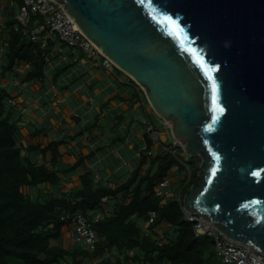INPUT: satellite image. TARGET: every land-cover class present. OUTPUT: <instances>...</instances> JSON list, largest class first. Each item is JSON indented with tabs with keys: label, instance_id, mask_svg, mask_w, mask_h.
<instances>
[{
	"label": "water",
	"instance_id": "water-1",
	"mask_svg": "<svg viewBox=\"0 0 264 264\" xmlns=\"http://www.w3.org/2000/svg\"><path fill=\"white\" fill-rule=\"evenodd\" d=\"M56 1L205 158L185 211L264 262V0Z\"/></svg>",
	"mask_w": 264,
	"mask_h": 264
},
{
	"label": "trees",
	"instance_id": "trees-1",
	"mask_svg": "<svg viewBox=\"0 0 264 264\" xmlns=\"http://www.w3.org/2000/svg\"><path fill=\"white\" fill-rule=\"evenodd\" d=\"M22 2L10 0L7 9L12 10L15 6L17 10ZM16 10L8 13L5 24L8 32L5 70H14L25 62L29 68L21 73V82L44 80L49 75L47 68L52 57L48 59L47 55L52 47L49 50L43 48L39 40L31 39L24 32L23 24L15 16ZM36 15L33 13L32 19ZM15 23H19L18 29H15ZM80 59L57 61L51 72L53 82L71 71ZM10 91L7 84L0 82V264H64L65 261L83 264L87 256L99 257L101 264H225L217 253L213 237L196 234L194 222L186 218L182 209L184 195L198 177L199 164L192 166L189 181L184 179L180 184V198L175 193L162 191L158 184L182 157L167 150L148 155L154 141L147 131L144 133L146 145L140 151L138 164L120 184L114 187L98 184L93 171L87 170L81 174L82 183L78 188L65 191L61 188V194L51 189L42 195H33L30 190L41 184L58 185L61 181L59 172L76 169L84 156L64 169H54L45 163H36L27 153L50 150L56 162L63 138L52 139L44 147L28 145L24 153L17 138L21 116L15 113ZM148 157H151L150 161ZM147 161L149 165L143 172L142 166ZM109 198L117 200L108 213L103 210V203ZM79 210L88 215L92 211L104 212L97 220H91L99 236L92 250L84 245L71 248L63 237V227L69 224V218L64 216L70 217ZM152 210L157 211V216L150 223ZM139 219L149 223L146 229ZM163 221L170 226L162 230L160 224Z\"/></svg>",
	"mask_w": 264,
	"mask_h": 264
},
{
	"label": "crops",
	"instance_id": "crops-1",
	"mask_svg": "<svg viewBox=\"0 0 264 264\" xmlns=\"http://www.w3.org/2000/svg\"><path fill=\"white\" fill-rule=\"evenodd\" d=\"M9 3L10 0H0L2 49L7 48L8 32L5 24L8 13L12 11L7 9ZM58 44L61 47L57 51L52 50V59L47 69L49 75L44 80L21 82V73L29 68L25 62L4 75L5 80H8L3 83L7 84L14 98L15 113L21 116L17 138L26 151L28 145L40 144L44 147L52 139H64L58 147L60 154L56 162L53 161L50 150L27 151L30 157L36 163H45L49 168L64 169L75 163L80 156H84L76 169L66 173L59 172L61 181L58 185L41 184L37 189L32 188L30 191L33 195H42L52 189L61 194V188L63 191L78 188L82 183L80 176L87 170L93 171L96 183L114 187L125 181L138 164L140 151L146 145V117L153 119L156 126L164 125L153 111L154 108L141 87L122 71L108 70L87 62L85 64L80 59V63L71 71L57 82H53L51 72L57 61H74L81 58L67 45L61 42ZM56 54L59 55L54 59ZM26 83L31 84L25 86ZM41 86L45 87L39 93ZM163 132L164 137L160 138L161 140L171 142V139H174L172 132L171 136L167 130ZM153 148H157L156 142ZM148 158L150 161L151 157ZM149 161L143 164V172L147 169ZM116 200L117 198L106 200L103 210L111 212ZM139 223L143 229L149 224L142 219H139ZM72 226V223H69L63 227V237L66 238V235L68 246L74 248L79 246V242L72 235ZM169 226L168 222L163 221L160 229ZM83 264H101V260L99 257L87 256Z\"/></svg>",
	"mask_w": 264,
	"mask_h": 264
},
{
	"label": "built area",
	"instance_id": "built-area-1",
	"mask_svg": "<svg viewBox=\"0 0 264 264\" xmlns=\"http://www.w3.org/2000/svg\"><path fill=\"white\" fill-rule=\"evenodd\" d=\"M56 0H23L18 5L16 10V18L23 24L24 32L33 40H39L41 46L47 50L51 48V52L57 51L60 47L58 42L67 45L72 52L81 56L82 60L90 63L93 66H100L109 70H116L118 65L105 54L102 50L96 47L81 31L79 28L72 27V20L59 6ZM33 13L37 14L32 19ZM15 29L19 28V23L14 24ZM5 48H0V82H3L5 73V61H4ZM51 52L47 55L50 59ZM143 90V89H142ZM144 91V90H143ZM157 112V111H156ZM156 115L162 118L164 124L172 129V125L168 124L167 119L161 116L158 112ZM146 131L150 134L154 142L157 143V148H151L148 150V155H155L159 150L171 151L177 153V149L174 148L179 141H176L174 134V141L172 145L166 144L165 140H161L158 132V128L153 119L149 116L146 117ZM173 146V147H172ZM172 147V148H171ZM184 165L186 170L185 177L187 181L192 176L193 167L187 163V160L179 159ZM169 174H171L169 172ZM186 181V182H187ZM184 182V181H183ZM185 182V183H186ZM170 184L169 175L165 177L158 184V188L163 189ZM176 196L181 197V187L176 189ZM184 203L182 209L186 218L194 222V231L196 234H208L213 237L217 253L221 256L225 264H264L257 255L249 250L248 245L245 243H237L226 238L221 232H219L214 226H209V223L203 220L198 214L187 213L184 209ZM103 215L101 211L91 213L90 215L83 211H75L74 214L64 216L69 218L68 223H72V235L76 241L81 242L88 249L92 250L96 247L99 236L97 231L92 227V218L97 220ZM92 216V217H91ZM157 216V211L152 210L149 214V222H153Z\"/></svg>",
	"mask_w": 264,
	"mask_h": 264
},
{
	"label": "rangeland",
	"instance_id": "rangeland-1",
	"mask_svg": "<svg viewBox=\"0 0 264 264\" xmlns=\"http://www.w3.org/2000/svg\"><path fill=\"white\" fill-rule=\"evenodd\" d=\"M10 4V3H9ZM12 6V5H11ZM12 10H16V7L15 6H12ZM82 62L83 63H85L86 64V61L85 60H82ZM27 64V63H26ZM27 65H29V64H27ZM24 68H25V64H24ZM48 69V68H47ZM22 70V69H21ZM109 70V69H108ZM23 72V71H22ZM128 76V75H127ZM5 78H6V76H5ZM5 78H4V80H2L3 82H6L8 79H6L5 80ZM19 83H21V82H19ZM23 83H25V82H23ZM4 85H5V83H3ZM18 84V83H17ZM29 84H31V83H26L25 84V86H30ZM41 84L39 83L38 84V86H40ZM34 87H36V85L34 86ZM43 87H45V86H41L40 87V91H39V93H41L42 91H43ZM31 88V87H30ZM161 120H162V118H160ZM156 124V123H155ZM162 124L164 125V126H162V125H160V124H158V126H156V127H158V132H159V136H160V138L161 139H163V137H164V135L162 134V132H163V130H167V133L171 136V128H169V127H167L165 124H164V122H163V120H162ZM166 126V127H165ZM163 133H165V132H163ZM176 138V137H175ZM171 141L173 142L174 141V139L172 140L171 139ZM176 141H179L178 142V144L177 145H175L174 146V148H176L177 149V154L179 153V155L181 154V159H183V160H189V161H191V166H194V165H196V164H199V167H200V165L203 163V161H204V159L205 158H203L202 156H199V154H190V153H188L187 152V150H186V148L182 145V143H180L181 141L179 140V139H177L176 138ZM169 146H171V145H169ZM173 147V146H172ZM171 147V148H172ZM181 148H182V150H181ZM23 152L24 153H26V148L23 146ZM201 159V160H200ZM188 163V162H187ZM185 167H184V165H183V163H182V161L181 160H177V162H175L173 165H172V167H171V169L169 170V172L171 173V174H169V179H170V184H169V186L168 187H165V188H163V189H161L162 191H167V192H170L171 194H176V189L180 186V184L184 181V177H185V173H186V170L184 169ZM200 173V171H198V174ZM27 190H28V188H26ZM65 237L66 238H64L65 240H66V244L68 245V237L65 235ZM79 245H81V242H79ZM83 245V244H82ZM64 264H67V262L65 261L64 262Z\"/></svg>",
	"mask_w": 264,
	"mask_h": 264
},
{
	"label": "clouds",
	"instance_id": "clouds-1",
	"mask_svg": "<svg viewBox=\"0 0 264 264\" xmlns=\"http://www.w3.org/2000/svg\"><path fill=\"white\" fill-rule=\"evenodd\" d=\"M118 68L122 71V72H124V73H126L125 71H123L119 66H118ZM117 70V69H116ZM126 74H128V73H126ZM131 78H132V76L130 75V74H128ZM133 79V78H132ZM134 80V79H133ZM135 81V80H134ZM136 82V81H135ZM137 83V82H136ZM138 84V83H137ZM139 85V84H138ZM140 86V85H139ZM141 89H143L142 87H141ZM145 93V92H144ZM145 96H146V94H145ZM147 98V97H146ZM150 103V102H149ZM151 105V104H150ZM152 106V105H151ZM154 112H155V114L158 112L155 108H154V110H153ZM157 111V112H156ZM159 113V112H158ZM160 114V113H159ZM161 115V114H160ZM172 130V129H171ZM172 132V131H171ZM167 142V141H166ZM172 142V141H171ZM172 145V144H171ZM178 189H179V187H178ZM183 203H184V199H183Z\"/></svg>",
	"mask_w": 264,
	"mask_h": 264
},
{
	"label": "snow or ice",
	"instance_id": "snow-or-ice-1",
	"mask_svg": "<svg viewBox=\"0 0 264 264\" xmlns=\"http://www.w3.org/2000/svg\"><path fill=\"white\" fill-rule=\"evenodd\" d=\"M166 19H171V17H166ZM173 23L175 24V22H173ZM175 26H176V28H179V25H175ZM214 88H215V86H214ZM214 98H215V94H214ZM217 107H219V106L217 105Z\"/></svg>",
	"mask_w": 264,
	"mask_h": 264
},
{
	"label": "bare ground",
	"instance_id": "bare-ground-1",
	"mask_svg": "<svg viewBox=\"0 0 264 264\" xmlns=\"http://www.w3.org/2000/svg\"><path fill=\"white\" fill-rule=\"evenodd\" d=\"M172 125V124H171ZM181 143V142H180Z\"/></svg>",
	"mask_w": 264,
	"mask_h": 264
}]
</instances>
